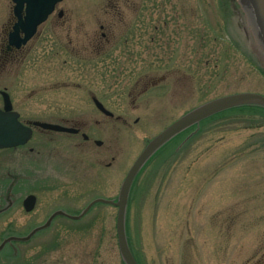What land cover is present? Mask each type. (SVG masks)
Here are the masks:
<instances>
[{
  "label": "rangeland",
  "instance_id": "374dc122",
  "mask_svg": "<svg viewBox=\"0 0 264 264\" xmlns=\"http://www.w3.org/2000/svg\"><path fill=\"white\" fill-rule=\"evenodd\" d=\"M97 1L103 30L72 22L67 53L49 52L38 36L25 48L38 42L33 54L0 70V91L8 89L21 122L63 117L89 137L35 130L26 147L34 152L0 150V206L13 175L23 192L19 203H4L0 243L27 236L55 209L77 215L94 199L116 200L147 142L186 112L226 95L264 96V48L239 0H118L120 16H111V0ZM8 3L0 0V50ZM76 5L84 12L87 0ZM55 77L68 84L50 91ZM217 115L174 139L134 180L126 232L139 264H264V108ZM29 193L37 202L27 214L20 202ZM116 217L115 206L101 203L79 220L59 217L30 240L6 244L0 264H123Z\"/></svg>",
  "mask_w": 264,
  "mask_h": 264
},
{
  "label": "flooded vegetation",
  "instance_id": "af4514ba",
  "mask_svg": "<svg viewBox=\"0 0 264 264\" xmlns=\"http://www.w3.org/2000/svg\"><path fill=\"white\" fill-rule=\"evenodd\" d=\"M77 1L78 0H76V3H77ZM96 1L97 0H87L86 10L84 12H80L77 9L76 3L74 4V1L70 3L69 0H7V2H9L8 4H11V6H10V9H9V12L7 15L8 19L5 22L3 30H2L3 39H2V44H1L2 49L0 50V70L3 71L5 69H7L8 66L10 67L11 65H17L16 66V68H17L20 65L22 59L26 55L33 54L32 49L34 50L39 45L38 42H36V44H32L27 49H25V48L28 45V43H30L34 38H36L38 36H40V37L37 39L44 37V39L42 41L47 40V41L42 42V43H43V45L45 43V48H48L49 52H51V53L53 52L55 55L59 54V53L62 54L64 52L67 53L68 47L66 44H67V40L69 37V33L72 30V24H71L72 22L75 23V22L79 21L82 23V28H88V29L93 28V31L96 28V26L99 28V30H103L104 25H100V23H99L101 21V14H99L100 11L97 8L99 1H97V2ZM107 1H109V0H107ZM117 1L118 0L109 1V6L111 7V11H113V13H111V16H120L119 8H118L119 4L117 3ZM145 9L146 8L144 7L143 10H145ZM76 13L77 14L80 13V14L77 15ZM106 17H108V14H106ZM27 19L33 20V21H37V20H41V21L36 26L34 34L25 43L21 42L18 46L15 44H12L10 42L11 36H13L12 38H13L14 42H17L16 40H18V39L21 40L25 37V30L23 29V27L21 25H19L17 27V24L20 22L25 23V21ZM141 25L143 26V24H141ZM101 37L105 38L106 34L101 33ZM53 38L55 39L54 41H53ZM98 40H99V38H98ZM99 42H100V40H99ZM99 42L94 41V43L92 42V46H91L93 48L92 53L96 57V59H99V55H100L101 45ZM53 44H54V47H53ZM142 52H146V51L141 50V55H143ZM142 58H145V57H141V59ZM98 65H99V62L94 61V67H97ZM66 81L67 80L64 77L50 78L49 83H48V86H49L48 89L50 91L56 90L58 88H60L62 90L68 84ZM106 81H109V80L106 79ZM115 81L118 82L115 84V86H118V84H122V82L125 83V81H123L121 79H119V80L115 79ZM110 85L114 87V83H111ZM111 86L109 88V90H110L109 92L115 91L116 88H113V87L111 88ZM149 86H152V85L149 84ZM149 89H150V87L148 88L146 86V87H143L142 90L141 89L140 90H141V92H147ZM94 90H89V92L85 91V93H87V94H84V95H86L87 97L90 96L94 107L99 112H101L103 115H105L96 106L95 101H99V100L96 97H94V95H93V94H95ZM2 91H5L8 93L10 100L12 102V106H13V100L10 96V93L8 92V89L6 87H4V89ZM2 91H0V96L2 99V106H3V97L1 94ZM31 91L29 92L30 93L29 95L34 94V92L32 93ZM13 110H14V108H13ZM60 110L62 111L63 109H60ZM14 111H16L19 114V117H21L20 113L17 110H14ZM60 115H62V114H60ZM113 116H111V117L108 116V117L113 118ZM32 122H34V121H27L25 124H28L33 129V133L35 130L41 131V133L46 135V136H50L49 134H46V133H50V134L54 133V132L55 133H64V134H67L70 136H74V135L76 137L80 136L82 138V140L89 141L88 135H86L84 132H82L81 126H79V125L71 126L74 130H77V132L66 133V132H56V131H51V130H44L40 127L32 125ZM137 122H138V120L135 121V123H137ZM47 123L66 126L65 125L66 124L65 119H63V117H61V119H59V120L51 121V122H47ZM67 127H70V126H67ZM193 128L196 131V127H193ZM198 129H200V128H198ZM182 135L184 136V133ZM181 136H179V137H181ZM154 137H152V138H154ZM179 137L173 138L167 144H165L162 148L157 150L151 156V158L147 161L145 166L149 165L150 162H152L156 158V156H159L160 154H162L163 151L168 152L166 147H168V146L170 147V145L174 142V139L179 138ZM32 138H33V136H32ZM97 141L98 140H96L94 142L95 145H97L96 144ZM28 143H26L22 146L15 147V148H10L9 150L16 151V152H14L15 156H23L24 154H26L27 151L28 152H34L35 147H29L28 149H26ZM168 154H169V152H168ZM109 166H110V164H109ZM20 178H21L20 176H15V175L12 176L13 184L8 189L5 190L4 195L2 196L3 200L1 201L2 203L0 206V215H4L6 213V210L2 209L5 206L4 203L6 205H10V204L15 205L16 203H19V198L22 197L23 192L14 189L13 185L16 184V182L20 183V181H21ZM29 195H34V194H31V193L26 194L20 202L21 207L23 208V210L27 214L32 213L33 210L35 209V206H34V208L29 212H27L25 210L24 200ZM35 197H36V202H37V196H35ZM58 211H62V212L67 213L66 209H63V208L59 209L58 208V209H55L49 215V217L53 213L58 212ZM49 217L41 225L45 224L47 222V220L49 219ZM59 217L67 218L65 216L58 215L52 220V222L50 223V226ZM41 225H39V226H41ZM39 226L33 227V229H35ZM8 237H10V236H8ZM4 239H6V238H3V240ZM20 242H24V241H20ZM32 264H37V261H35Z\"/></svg>",
  "mask_w": 264,
  "mask_h": 264
},
{
  "label": "water",
  "instance_id": "95a60500",
  "mask_svg": "<svg viewBox=\"0 0 264 264\" xmlns=\"http://www.w3.org/2000/svg\"><path fill=\"white\" fill-rule=\"evenodd\" d=\"M240 1V0H239ZM260 3L257 4L259 8V13L262 16V21H264V0H259ZM241 3V1H240ZM242 4V3H241ZM243 7V6H242ZM244 9V8H243ZM245 10V9H244ZM246 12V11H245ZM41 20L33 21L26 20L25 23H18L17 27L21 25L25 30V37L21 40H16L14 42L13 36L10 38V42L15 45H19L21 42L25 43L35 32L36 26L40 23ZM259 21L255 22L256 24ZM249 25V24H248ZM264 25V22H263ZM252 30V29H251ZM253 32V30H252ZM255 36L258 45L261 48H264V31L260 28H256ZM259 40L261 43H259ZM3 96V108L0 109V149L6 148H15L21 145L26 144L32 137L33 130L29 125L23 124L19 120V114L12 110V104L10 98L6 92H1ZM96 106L108 116H112V113L107 111L101 103L95 101ZM242 106H261L264 108V96L258 93H236L231 95L222 96L216 99L207 101L196 108L186 112L164 130L158 133L153 139H151L139 156L136 158L130 169L128 170L118 193L116 200H107L103 198H97L91 201L78 215H69L65 212L58 211L53 213L47 222L35 229H33L27 236L18 238V237H9L2 241L0 244V250L3 247L12 241H27L37 232L44 230L50 226L52 220L58 216L62 215L72 220H79L84 217L93 206L96 204H109L117 208V217H116V232H117V241L118 249L121 256V259L124 264H138L134 258L131 249L128 244L127 232H126V214L127 206L130 195V190L132 184L143 168L148 159L164 144L174 138L176 135L185 131L186 129L192 126H198L199 123L211 116H214L218 113L224 112L226 110L242 107ZM31 124V123H30ZM32 125L40 127L44 130H51L56 132H66V133H75L77 130L73 128L51 124L46 122L34 121ZM96 144L100 146L101 141H97ZM36 198L33 195H30L24 200V207L27 212L31 211L34 208Z\"/></svg>",
  "mask_w": 264,
  "mask_h": 264
},
{
  "label": "bare ground",
  "instance_id": "6f19581e",
  "mask_svg": "<svg viewBox=\"0 0 264 264\" xmlns=\"http://www.w3.org/2000/svg\"><path fill=\"white\" fill-rule=\"evenodd\" d=\"M242 3L243 8L245 9L246 13H247V19H248V23L250 28L253 30V33L255 34L256 37H258L256 35V28H260L264 31V25L262 21V16L259 13V8L257 4L260 3L259 0H240ZM259 21L257 24L255 22ZM264 37V35H263ZM259 43H261V41L259 40Z\"/></svg>",
  "mask_w": 264,
  "mask_h": 264
},
{
  "label": "trees",
  "instance_id": "16d2710c",
  "mask_svg": "<svg viewBox=\"0 0 264 264\" xmlns=\"http://www.w3.org/2000/svg\"><path fill=\"white\" fill-rule=\"evenodd\" d=\"M217 116H220V115H217ZM207 121V120H206Z\"/></svg>",
  "mask_w": 264,
  "mask_h": 264
}]
</instances>
